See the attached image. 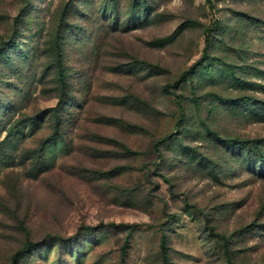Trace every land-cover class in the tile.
I'll use <instances>...</instances> for the list:
<instances>
[{
	"label": "rangeland",
	"instance_id": "374dc122",
	"mask_svg": "<svg viewBox=\"0 0 264 264\" xmlns=\"http://www.w3.org/2000/svg\"><path fill=\"white\" fill-rule=\"evenodd\" d=\"M163 235L264 264V0H0V264H162Z\"/></svg>",
	"mask_w": 264,
	"mask_h": 264
},
{
	"label": "trees",
	"instance_id": "16d2710c",
	"mask_svg": "<svg viewBox=\"0 0 264 264\" xmlns=\"http://www.w3.org/2000/svg\"><path fill=\"white\" fill-rule=\"evenodd\" d=\"M207 43H209V38L207 37L206 39ZM60 56V54H59ZM60 71H62V67H60ZM60 81L62 82L61 84L64 85V77L61 75L60 76ZM255 149H257V146H254ZM127 153L130 154V151H128V149H125ZM130 235V233H129ZM125 248L126 246L124 245L122 247V253L124 254L125 253ZM25 252V251H23ZM18 254H20V252H18L16 254V256H14V259L12 261L11 264H16V258L18 256ZM160 255H161V261H162V264H171L170 262V258H169V248H168V241H167V238H166V235H163L162 238H161V241H160Z\"/></svg>",
	"mask_w": 264,
	"mask_h": 264
}]
</instances>
